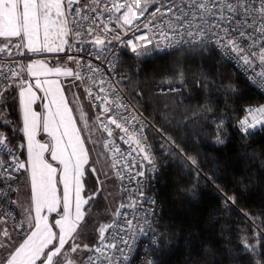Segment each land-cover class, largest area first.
<instances>
[{
    "label": "snow or ice",
    "instance_id": "1",
    "mask_svg": "<svg viewBox=\"0 0 264 264\" xmlns=\"http://www.w3.org/2000/svg\"><path fill=\"white\" fill-rule=\"evenodd\" d=\"M150 8L153 10L149 11ZM114 20L119 30L108 27ZM141 28L146 32L135 37L138 43L133 39L124 42L136 57L153 51L215 49L236 67L250 71L254 81L264 87V0H83V3L81 0H0V53H7L9 57L31 59V56L74 50L77 54L94 53L96 59L107 61L109 71L114 72L116 63L109 59L113 54V41L123 42L122 35L133 29L140 32ZM154 36L159 37L155 43ZM149 44L153 45L152 49L147 47ZM67 60L76 62L77 56L69 55ZM0 67L9 68L7 72L0 71V123L5 126L12 123L7 119L6 109L10 100L18 99L22 126L13 131L22 132L24 141L17 145L0 131V151L11 157L10 161L0 159V183L4 185L0 187V196L7 198L10 204L17 203L10 199L14 190L11 182L16 181L15 174L23 170L30 182L31 200V207L24 209L13 224V230H23L22 240L18 241L7 227H0V264H130L136 241L141 236L148 238L144 264H156L149 253L159 248L162 234L155 225L159 223L161 209L156 199L158 193L149 196L145 187L149 179L156 181L159 169L151 145L143 135L147 124L141 115L121 101L117 108L123 106L129 115H112L107 123L103 120L101 123L109 136L113 134L109 124L121 129L125 135L120 138L140 158L125 163V167L138 168L134 175L130 174V179H143L137 182L135 196L120 208H139L143 214L134 212L129 218L127 212L117 209L114 214L117 219L101 225L97 243L89 246L80 242L78 231L94 199L92 194H83L89 153L59 79L48 78L63 76L81 80V76L78 72L74 74L71 67L60 66L58 59L51 66L46 59H31L27 64L12 59L10 65L5 63ZM88 70L99 71L90 62ZM25 71L34 78V84L25 78ZM179 78L183 80L182 72ZM105 83L107 81L101 77L100 93L112 88L109 84V89H105ZM34 89L41 90L43 97ZM86 91L93 102L98 98L101 104L108 105L103 108L105 114L110 111L107 96L94 95L90 88ZM233 91L235 89L229 86L228 92ZM115 98L119 99L118 92ZM40 99L46 102L42 111H37L34 105ZM82 119L87 123V118L82 116ZM130 121L136 139L125 126ZM260 123H264V106L247 109V114L239 121L245 133ZM222 128L223 120L217 125L218 143L222 142L219 135ZM41 133L47 139H40ZM160 135L164 140L160 147L167 155H183V149L175 140L163 132ZM25 151L26 159H21ZM187 159L193 167H198L195 159ZM144 162L148 165V175ZM222 202L227 207L235 204L236 198L225 193ZM144 204L148 207L144 208ZM52 213L56 216L50 221ZM6 215L0 213V224L7 223ZM261 216L264 213L249 217L253 222L252 236L241 237V251L249 257L248 264H264ZM109 229L114 231L106 236ZM83 252L88 253L86 258L74 255Z\"/></svg>",
    "mask_w": 264,
    "mask_h": 264
},
{
    "label": "trees",
    "instance_id": "2",
    "mask_svg": "<svg viewBox=\"0 0 264 264\" xmlns=\"http://www.w3.org/2000/svg\"><path fill=\"white\" fill-rule=\"evenodd\" d=\"M118 73L127 77L121 86L134 105L183 149V155H168L160 174L156 264H248L241 237L252 236L249 217L264 213V126L243 136L235 121L245 107L264 106V96L214 49L175 50L142 60L123 54ZM178 81L176 92H154ZM229 86L235 91L229 93ZM6 112L12 123H0L1 129L15 144L24 143L22 132L13 131L22 126L18 99L9 101ZM151 142L159 155L166 154L160 134L153 132ZM21 182L22 177L18 187ZM225 193L236 203L225 207ZM100 203L94 204L101 209ZM89 238L92 245L94 236Z\"/></svg>",
    "mask_w": 264,
    "mask_h": 264
},
{
    "label": "built area",
    "instance_id": "3",
    "mask_svg": "<svg viewBox=\"0 0 264 264\" xmlns=\"http://www.w3.org/2000/svg\"><path fill=\"white\" fill-rule=\"evenodd\" d=\"M81 3H83V0H81ZM153 9L150 8L149 11H152ZM147 15V13H145ZM72 17L69 16V20H71ZM141 20H143V17H141ZM136 23H140V21H136ZM109 28H115L119 30V25L113 21V23L108 24ZM146 30L141 28L140 32H135V30H129L127 32V35H122V41H113L112 48H113V54L109 56L110 60H114L116 63V68L114 72L109 71L108 63L107 61L98 60L95 58V54L93 53L92 55L87 54L86 52H80L76 53L74 50L73 51H66L65 53H59V54H44V55H38V56H31V58H38V57H46L48 59H63L67 60V56H77V61L76 62H71L75 73H79L81 76V84L82 87L85 91L86 98L93 109L96 117V123L98 126V129L100 130L103 138V145L106 151L108 163H109V169L111 174L116 178L118 185L123 193V196L121 200L118 202L116 209L113 213V215L103 224H110L117 218L115 217V212L117 209H119L122 213L127 212L129 218H132L134 212L140 213L141 215L142 210L137 208V209H132V208H120V205L123 204H128L130 202V199L135 196V189L137 187V182L139 180H142V177H136V179H130V174L134 175L135 172L138 170V168H130V167H125L126 161L131 162L135 158V160L139 161V157L137 156L136 152H132L129 148V145L125 143L124 140H122L120 137L124 136L125 134L121 129H117L115 125H108L112 129V136L108 135V132L105 130L104 125L101 123L103 120L105 123H107V118L111 117L112 115H129L128 112H126L123 108V106L117 108V105L120 104L121 101L126 103L128 105V108L130 110H134L136 113L140 114L142 119L146 122L147 126L143 129V135L147 138V144L151 145V151L153 153V157L156 161V165L159 169L158 173H156V181L153 182L151 179L148 180V183L145 187L146 194L151 196L153 193H158V183L160 180V174L162 171V167L164 162L166 161L168 155L167 154H161L159 155L152 142H151V135L153 132H156L160 134L159 129L154 125V123L147 118L135 105L134 103L129 99L127 94L123 91L121 82L125 81L127 77L120 76L118 73V67L120 63L121 56L123 54H128L131 57L137 59V60H142V59H147V58H153L156 54H162L159 52H151L147 56H142V57H136L132 52L130 47H127L124 42H126L128 39H133L135 41V37L139 36L141 34H144ZM148 35L152 36V33H148ZM158 36L153 37V43H155L156 39H158ZM138 43V42H137ZM149 49L153 48V45L149 44L147 45ZM215 50V49H214ZM175 50H169L167 52H172ZM217 51V50H215ZM15 52V50H13ZM165 52V53H167ZM220 55L221 53L217 51ZM222 56V55H221ZM224 58V57H223ZM12 59H18L19 61H23L25 59H29L27 57H9L7 53H0V65H4L5 63H8L10 65V62ZM226 59V58H224ZM227 60V59H226ZM68 61V60H67ZM244 78L245 80L250 83L256 90H258L263 96H264V87H260L253 79L252 73L249 72H244L243 69H240L234 65V62L227 60ZM70 62V61H69ZM91 63L93 67H96L99 69L97 72H91L88 70V63ZM9 70L8 67H0V71L2 72H7ZM259 70V69H257ZM93 76L95 79H93ZM101 77L107 81V83L104 84L105 89H109V84L112 85V88L109 89L108 91L104 93L99 92V87H100V82H101ZM179 84H181V81H178V83H168L163 86H158L154 92L156 94H166V93H172L176 92L180 89ZM91 89L92 93L94 95L98 94L100 96H107L108 99V104L111 106L110 111L105 114L103 112V108L108 105L101 104L99 99H95V102H93L92 99L89 98L88 93L86 89ZM174 89V90H173ZM119 93V99H116V93ZM262 106V105H261ZM259 106H248L245 107V111L247 113V109L249 108H257ZM245 113V115H246ZM241 116L235 121V126L236 128L241 132L243 136H247L249 133L255 131L256 129L264 126V123H261L260 125L257 124L254 128L248 129L247 133L243 132L240 128L239 121L244 118V116ZM99 116V119L97 118ZM120 122V121H118ZM129 128V135L133 136V139H136V135L133 134V128H132V122L130 121L129 124L125 125ZM136 128H139V124L136 125ZM0 131H3L0 127ZM133 147H135V144H133ZM119 149L120 151L117 152L116 149ZM131 153V154H129ZM0 159L4 160H11V157L8 156L5 152L0 151ZM21 159H25L24 155L21 156ZM145 163V171L146 175L147 173V162ZM119 173V174H118ZM24 174L23 170H21L19 173H16L15 175L18 177V179L14 182H11L13 184V191L11 192L10 199L14 200V194L18 189V180L20 177H22ZM0 187H4L2 183H0ZM157 199V196H156ZM159 206V204H158ZM144 208H147L148 205L144 204ZM160 208V206H159ZM0 213H6L7 215L5 216V219L7 220L6 224H0V227H7L10 231H12L13 234H23V230L16 228L13 230V224L14 222L18 221L20 218L18 209L15 204H10L8 202V199L5 197L0 196ZM160 214V212H159ZM135 223V221H134ZM157 224L155 225V227ZM114 229H109L108 232H106V236H109L111 232H113ZM99 239V232L96 237V239L93 241L92 245L97 243ZM148 243V238L147 237H139V239L136 241V247L135 251L132 253L131 261H134V264H144V258H145V253L148 252V248L145 247V244ZM91 245V246H92ZM88 253L84 258H86ZM149 256L151 259H154L153 251L149 253ZM130 261V264H131Z\"/></svg>",
    "mask_w": 264,
    "mask_h": 264
},
{
    "label": "rangeland",
    "instance_id": "4",
    "mask_svg": "<svg viewBox=\"0 0 264 264\" xmlns=\"http://www.w3.org/2000/svg\"><path fill=\"white\" fill-rule=\"evenodd\" d=\"M31 59H46L47 62L49 61V59L44 56L38 57V58H31ZM31 59H25L21 62L24 64H27L31 62ZM53 61H55L54 63L56 64L57 59H53ZM61 61L59 60L60 64L63 63ZM64 62L67 64L71 63L67 60H65ZM24 75L26 79H31L32 83L34 84L35 82L34 78L29 77L26 71ZM48 78L49 79H59L60 84H61L62 76L58 78L50 76ZM75 84L79 85V82L75 80ZM34 90L37 92L38 96L43 97V92L41 90L39 89H34ZM80 90L82 91V94H80L81 96L79 100L72 98L74 101L69 102L66 97L65 91H64V96H65L66 101L68 102L69 108L72 110L76 124L79 125L81 129V136L85 140V147L87 148L88 153H89V161H88V164L85 165L86 171H85L84 179L86 182L84 183V193L83 194L85 195L92 194L94 196V199L90 201L91 208L88 209V211L86 212L85 219L84 221L81 222V225L78 231L81 233L80 242L87 243L89 244V246H91V243L89 242L90 241L89 237L93 235L94 239H96L98 232H99L98 229L101 225H103V219L106 216L111 217L113 215L116 209V206L118 204V201L120 200L122 196V191L118 185L116 178L109 171L108 160H107V157L103 149L102 140H101L99 132H97L96 117H95L94 111L88 104V101L86 99V95H85V92L82 86ZM45 102L46 101H44L43 99L38 100L36 105H34L35 109L37 111H42V105ZM82 116L87 118V123H85V120L82 119ZM39 138L42 140L47 139V137H45L43 133H41ZM48 158L50 159V157ZM52 163L55 165V162H52ZM92 168H95L96 171L92 172L91 171ZM22 182L23 184H25L23 185V187H24V190L26 189L28 202L25 201L26 197H24L25 200L24 198L23 200H21L23 187L22 188L20 187L22 185L18 187L17 191L14 194V200L17 201L15 205L20 204L19 206L20 217L23 215L24 209L31 207L30 182H28L27 180V175H26V179H23ZM98 199L99 201L103 203V204L100 203L99 205L101 206V209L97 208V206L94 204L98 201ZM20 201L22 204L23 202L25 203L24 207L23 205L21 206ZM85 208H88V206H85ZM55 216H56L55 213L50 214V221ZM87 217L88 219H86ZM13 235L17 237L18 241L22 240L23 234L16 233ZM86 254L87 252H83V253H77L74 255L77 258H84Z\"/></svg>",
    "mask_w": 264,
    "mask_h": 264
},
{
    "label": "crops",
    "instance_id": "5",
    "mask_svg": "<svg viewBox=\"0 0 264 264\" xmlns=\"http://www.w3.org/2000/svg\"><path fill=\"white\" fill-rule=\"evenodd\" d=\"M61 62H63V63H61V64H63V65H61L60 64V66H63V67H71L73 70H74V67H73V65H72V63H65L64 61L65 60H63V59H59ZM55 61H53V59H49V61H48V63L50 64V65H53V64H55L54 63ZM74 74H75V71H74ZM78 82H79V85L77 84H75V80L73 79V78H71V77H68V78H66V77H63L62 76V78H61V86H62V89L65 91V94H66V97H67V99H68V101L69 102H72V101H74L73 99H76V100H79L80 99V94H82V91L80 90L81 89V86H82V84H81V81L80 80H77ZM83 88V87H82ZM84 90V89H83ZM85 92V91H84ZM86 95V94H85ZM73 98V99H72ZM87 99V98H86ZM88 101V100H87ZM88 104H89V102H88ZM90 105V104H89ZM91 107V106H90ZM95 114V113H94ZM72 116H73V118H74V115H73V113H72ZM77 125V124H76ZM96 125H97V123H96ZM77 127L80 129V127H79V125H77ZM97 132H99V134H100V137H101V140H102V144H103V138H102V134H101V132H100V130L98 129V126H97ZM23 135V134H22ZM103 149H104V152H105V155H106V151H105V148H104V145H103ZM24 157H25V159H26V151L24 152ZM106 157H107V155H106ZM108 160V159H107ZM108 166H109V163H108ZM109 171H110V169H109ZM26 175H27V173H24L23 174V176H22V180L23 179H26ZM29 182V181H28ZM22 184H20V188H22L23 187V185H25V184H23V182H21ZM29 186V185H28ZM23 190V192H22V197H21V200H23V198L24 197H26V200H25V198H24V200L26 201V202H28V198H27V192H26V189L24 190V187L22 188ZM25 193V194H24ZM122 196H123V193H122ZM122 196H121V198H122ZM121 198H120V200H121ZM119 200V201H120ZM118 201V202H119ZM20 203H21V201H20ZM23 205V207L25 206V203L23 202V204L21 203V206ZM17 206V209H18V212H20V208H19V206H20V204H18V205H16ZM21 214V213H20ZM33 214H34V211H33Z\"/></svg>",
    "mask_w": 264,
    "mask_h": 264
}]
</instances>
